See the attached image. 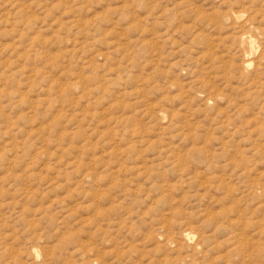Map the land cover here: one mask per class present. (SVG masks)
Masks as SVG:
<instances>
[{
  "label": "rangeland",
  "instance_id": "374dc122",
  "mask_svg": "<svg viewBox=\"0 0 264 264\" xmlns=\"http://www.w3.org/2000/svg\"><path fill=\"white\" fill-rule=\"evenodd\" d=\"M0 264H264V0H0Z\"/></svg>",
  "mask_w": 264,
  "mask_h": 264
}]
</instances>
